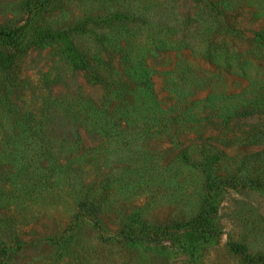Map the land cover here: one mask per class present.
Returning <instances> with one entry per match:
<instances>
[{
	"label": "rangeland",
	"instance_id": "374dc122",
	"mask_svg": "<svg viewBox=\"0 0 264 264\" xmlns=\"http://www.w3.org/2000/svg\"><path fill=\"white\" fill-rule=\"evenodd\" d=\"M0 31V264H264V0H0Z\"/></svg>",
	"mask_w": 264,
	"mask_h": 264
},
{
	"label": "trees",
	"instance_id": "16d2710c",
	"mask_svg": "<svg viewBox=\"0 0 264 264\" xmlns=\"http://www.w3.org/2000/svg\"><path fill=\"white\" fill-rule=\"evenodd\" d=\"M0 35H8V34H5V33H3V32L0 31ZM237 252H238V251H237Z\"/></svg>",
	"mask_w": 264,
	"mask_h": 264
}]
</instances>
